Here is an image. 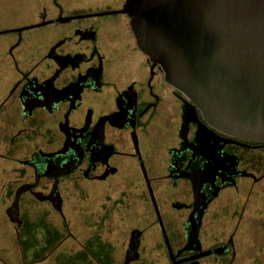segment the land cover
I'll list each match as a JSON object with an SVG mask.
<instances>
[{"label": "flooded vegetation", "instance_id": "af4514ba", "mask_svg": "<svg viewBox=\"0 0 264 264\" xmlns=\"http://www.w3.org/2000/svg\"><path fill=\"white\" fill-rule=\"evenodd\" d=\"M108 12L112 11L61 13L55 20H50L53 21L50 24L61 18L83 20L109 15ZM129 20L131 23L130 17ZM77 30L78 34L54 31L43 36L45 46L38 43L37 49L32 51L36 56L33 68L24 74L14 91L20 118L28 119L39 112L46 113L50 120L55 115L63 116L56 121L53 133L57 134L59 144L58 139L51 137L55 149L36 151L25 161L32 172L21 183L33 186L34 197L36 193L51 195L56 186L63 199L61 184L70 176L79 174L81 179L89 182L107 181L120 173L117 160L138 157L134 162L137 161L145 173L138 196L150 204V212H154L152 227L160 228L170 263V251L176 261H184L181 264H203L205 257L194 258L222 247H229L223 255L231 254L235 245L233 237L208 249L204 246L206 218L225 192L240 199L244 186L253 190L263 180L264 140L242 137L208 119L198 103L167 81L164 68L140 47L132 27L134 34L131 36L140 52L139 59L134 61L139 63L140 71H135L134 78L129 74L126 79H118L111 70L113 65L105 62L97 47L96 35L82 27ZM41 94L50 95L47 106L41 102ZM165 99H169L171 105L163 106ZM164 107L167 113L170 110L167 117L175 144L167 150L164 163L159 164L155 175L148 176L144 166L146 160L140 152L142 141L155 124L159 108ZM154 183L157 192L153 190ZM137 189L139 191L138 185ZM165 189L168 190L166 195L171 196L170 202L167 201L169 206L165 205L166 199L161 195ZM117 193V200L125 199V192ZM160 199L165 214L169 207L183 213L177 219L165 215L168 228L162 217ZM225 207L221 209L225 210ZM137 229L130 236V259L137 257L140 252L137 245L143 241L144 231L135 233Z\"/></svg>", "mask_w": 264, "mask_h": 264}, {"label": "rangeland", "instance_id": "374dc122", "mask_svg": "<svg viewBox=\"0 0 264 264\" xmlns=\"http://www.w3.org/2000/svg\"><path fill=\"white\" fill-rule=\"evenodd\" d=\"M127 1L0 0V264H171L160 228L152 227L154 212L151 213L150 204L138 196L145 178L138 157L117 160L120 173L107 181L89 182L79 174L67 178L61 184L62 211L28 191L20 200L19 230L7 215L16 190L32 172L25 161L36 151L49 152L56 148L51 137L58 139L57 134H53L55 124L63 118L59 114L50 120L44 112L28 119L20 118L16 93L14 95L24 74L33 68L36 56L32 51L39 44L45 46L43 36L54 31L78 34L77 29L82 27L96 35L97 47L105 62L113 65L111 70L118 79H126L129 74L134 78L135 71H140L139 63L134 61L139 59L140 52L132 38L129 16L125 14L30 27L42 24L45 19L55 20L54 16L62 7L97 14L122 10ZM21 29L24 30L18 33ZM170 103L165 99L163 106ZM159 112L150 133L143 138L140 151L146 160L148 176L155 175L159 164L164 163L167 150L175 144L167 117L170 110L167 113L164 107L159 108ZM156 183L152 187L157 192ZM162 186L165 187L164 183ZM167 189L161 195L169 206L171 196L166 195ZM117 191L125 192V199L117 200ZM242 195L239 199L225 192L212 206L206 218L204 246L208 249L227 242L229 237L234 238L235 245L231 254L207 256L203 264H264V178L253 190L244 186ZM162 204L160 199L162 217L168 228L165 215L177 219L183 213L169 207L165 214ZM224 206L225 210L221 209ZM136 228L135 233L144 231L143 241L137 245L140 249L137 259L129 261L128 245Z\"/></svg>", "mask_w": 264, "mask_h": 264}, {"label": "water", "instance_id": "95a60500", "mask_svg": "<svg viewBox=\"0 0 264 264\" xmlns=\"http://www.w3.org/2000/svg\"><path fill=\"white\" fill-rule=\"evenodd\" d=\"M107 14L131 18L140 47L161 64L167 81L198 103L214 124L245 138L264 140V0H128L122 10ZM41 98L47 106L50 95ZM32 190L30 185L18 187L7 209L16 230L21 197ZM35 196L62 211L56 186L51 195ZM194 235L198 239L197 232ZM228 251V246L222 247L194 259ZM170 253L172 264L184 262Z\"/></svg>", "mask_w": 264, "mask_h": 264}, {"label": "crops", "instance_id": "0c3cea01", "mask_svg": "<svg viewBox=\"0 0 264 264\" xmlns=\"http://www.w3.org/2000/svg\"><path fill=\"white\" fill-rule=\"evenodd\" d=\"M63 8V7H62ZM77 12H89L88 10H85V9H72L71 11L70 10H66L65 8H63V11H59L58 14H56L54 16V18L58 17L59 15H61V13H63L64 15H72L74 13H77ZM92 12V11H91ZM31 172H29L30 174ZM49 202V201H47ZM52 204V203H51ZM53 206V205H52Z\"/></svg>", "mask_w": 264, "mask_h": 264}]
</instances>
